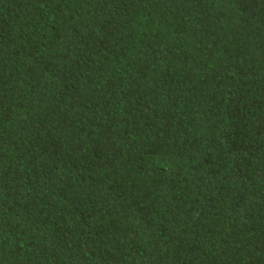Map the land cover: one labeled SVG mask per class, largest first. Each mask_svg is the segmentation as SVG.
Instances as JSON below:
<instances>
[{
  "label": "trees",
  "instance_id": "16d2710c",
  "mask_svg": "<svg viewBox=\"0 0 264 264\" xmlns=\"http://www.w3.org/2000/svg\"><path fill=\"white\" fill-rule=\"evenodd\" d=\"M0 264H264V0H0Z\"/></svg>",
  "mask_w": 264,
  "mask_h": 264
}]
</instances>
